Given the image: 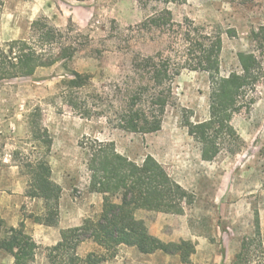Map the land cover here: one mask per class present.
Instances as JSON below:
<instances>
[{
    "label": "rangeland",
    "instance_id": "374dc122",
    "mask_svg": "<svg viewBox=\"0 0 264 264\" xmlns=\"http://www.w3.org/2000/svg\"><path fill=\"white\" fill-rule=\"evenodd\" d=\"M170 9L177 21L189 17L198 24L221 30L222 75L238 68L240 52L254 49L251 30L264 25V0H179ZM151 12L137 0H0V45L28 39L31 24L43 17L62 30L72 27L82 34L75 57L67 62V67L57 63L37 69L30 77L0 80V191H10V183L16 188L29 184V177L15 165L12 155L19 152L36 156L43 152L30 141L28 127L29 115L38 106L42 127L53 138L49 156L52 177L70 193V200L61 214L59 211L58 223L53 227L79 226L101 212L103 196L88 190L90 172L84 148L88 139H97L111 144L118 154L137 164L152 156L188 191L190 198L181 214L136 211L150 233L162 241L185 240L194 244L196 250L188 263L175 254L178 257L167 264H202V236L216 241L223 255L225 247L234 250L239 246L238 253L248 258L249 264H263L262 240L256 227L258 211L264 205V77L254 89V102L233 116V126L241 138L233 143L236 151L232 153L220 146L208 158L203 157L200 144L185 125V119L201 122L209 118L207 72H182L176 80V105L168 108L161 129L153 133L113 128L105 118H82L60 96V82L68 68L92 74L95 85L101 86L130 67L129 42L145 54L157 51L161 39L152 40L149 35L143 39L130 30ZM232 29L236 33H227ZM44 213L41 200L23 203L25 230L32 236L39 235L33 237L39 248L31 264H65V253L54 249L58 244L54 233L36 232L35 226L40 223L35 217ZM27 220L32 225L27 227ZM6 228L9 226L4 224L0 236ZM95 248L93 243L84 242L77 251L84 257ZM135 257L127 248L119 247L105 264H136ZM13 262V256L0 249V264Z\"/></svg>",
    "mask_w": 264,
    "mask_h": 264
},
{
    "label": "trees",
    "instance_id": "16d2710c",
    "mask_svg": "<svg viewBox=\"0 0 264 264\" xmlns=\"http://www.w3.org/2000/svg\"><path fill=\"white\" fill-rule=\"evenodd\" d=\"M137 1L152 12L131 27V32L143 39L148 35L152 40L161 39V47L145 54L129 42L130 67L101 86L95 85L92 74L68 68L60 82L63 102L82 118H105L113 128L153 133L161 129L168 108L176 105L177 78L184 70L204 71L210 77L209 118L201 122L185 119V125L200 144L204 158L220 146L234 153L233 143L241 138L233 126V116L254 102V89L264 77V25L251 30L254 49L240 52L238 68L222 75L220 29L198 24L189 17L175 20L170 5L179 0ZM30 30L28 39L0 45V80L30 77L37 69L57 63L67 67V62L74 59L82 34L72 27L62 30L43 17L35 20ZM233 31L227 33L231 35ZM41 120L42 111L37 106L29 115L28 127L30 141L43 152L36 156L16 152L12 159L29 177L26 196L43 201L45 213L36 216L35 221L55 226L62 187L52 177L49 156L53 138ZM85 144L90 172L88 190L101 194L104 202L99 215L61 231V240L54 249L65 253V264H101L111 260L121 246L136 247L144 254H180L182 262L188 263L196 250L191 241L164 242L136 216L139 209L181 214L190 198L188 191L152 156L137 164L118 154L107 142L88 139ZM3 226L0 219V235ZM256 229L259 232V219ZM84 242L96 248L82 257L77 250ZM38 248L23 221L17 227L6 228L0 236V249L13 256L14 264H31ZM232 264H249V260L238 253Z\"/></svg>",
    "mask_w": 264,
    "mask_h": 264
},
{
    "label": "crops",
    "instance_id": "0c3cea01",
    "mask_svg": "<svg viewBox=\"0 0 264 264\" xmlns=\"http://www.w3.org/2000/svg\"><path fill=\"white\" fill-rule=\"evenodd\" d=\"M19 168V167H18ZM7 189L10 191H0V217L9 227H17L20 222L23 221L22 219V206L26 200L31 199L32 201L41 200L38 198H30L26 196L27 188H16V184L10 183V186H7ZM67 199L70 200V193L68 190L63 189L61 198H60V214L63 212L65 203ZM42 201V200H41ZM258 219H259V233L262 240V246L264 251V205H261L258 211ZM61 222V218H60ZM27 227L28 225H32L30 221L25 222ZM36 232H41L42 230L48 234L54 233L55 235V243H58L61 240V231L66 229L63 226L60 227H53V226H45L38 224L35 226ZM53 229H57L56 233L53 232ZM32 236V235H31ZM39 235L34 234V238L38 237ZM190 239V238H189ZM125 247L130 251L131 254H134L137 259L136 264H167L169 263L170 259L173 257H178V255H171L164 253L163 251H156L151 254H144L141 253L136 247H128V246H121ZM220 245L217 244L216 241H212L209 237L202 236V264H222L228 263L232 264L234 259L238 253L239 246L236 247L234 250H231V247H225V254L223 252L218 251ZM138 262V263H137ZM14 263V262H13ZM105 264V262H104Z\"/></svg>",
    "mask_w": 264,
    "mask_h": 264
}]
</instances>
